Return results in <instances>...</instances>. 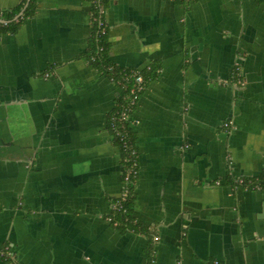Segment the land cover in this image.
Listing matches in <instances>:
<instances>
[{
  "label": "crops",
  "instance_id": "obj_1",
  "mask_svg": "<svg viewBox=\"0 0 264 264\" xmlns=\"http://www.w3.org/2000/svg\"><path fill=\"white\" fill-rule=\"evenodd\" d=\"M109 1L110 62L157 72L131 117L136 232L109 221L123 92L85 57L95 0H36L0 31V264H264V1Z\"/></svg>",
  "mask_w": 264,
  "mask_h": 264
},
{
  "label": "trees",
  "instance_id": "obj_2",
  "mask_svg": "<svg viewBox=\"0 0 264 264\" xmlns=\"http://www.w3.org/2000/svg\"><path fill=\"white\" fill-rule=\"evenodd\" d=\"M27 1L28 0H26V2ZM109 2V0H95L93 3L92 16L94 23L92 37L85 57L89 59L90 63L96 69H98L101 75L109 78L113 83L120 87L123 92V95L117 100L115 108L109 116V130L111 131L115 144L120 147L122 152V162L124 164L123 181L125 182L127 172L134 163L137 166L136 169L138 175L130 178V181L127 183L128 196L126 200H117L114 203V205L117 203L119 207L118 209H114V213L109 219L112 220L111 223L113 225L116 226L117 224L122 231L136 232L131 224L133 222L132 212L134 211L136 200L135 188L139 178V153L134 131L132 129L133 121L131 120V117L138 106V102L144 93L148 82L155 78L157 72L151 67L143 70L121 69L110 62L109 43L107 38L108 28L103 21L104 12L109 6ZM36 12V0H31L23 17L16 22L14 19L19 13H0V20L8 22L7 24L0 23V31L17 33L24 21L34 17ZM137 76L143 78V86L142 90L137 93V99L133 103L135 96L131 94V91L138 87L136 83ZM133 152H135V155H133ZM259 184L261 187H264V181ZM243 186H247V183L245 182ZM250 187H252V185Z\"/></svg>",
  "mask_w": 264,
  "mask_h": 264
},
{
  "label": "built area",
  "instance_id": "obj_3",
  "mask_svg": "<svg viewBox=\"0 0 264 264\" xmlns=\"http://www.w3.org/2000/svg\"><path fill=\"white\" fill-rule=\"evenodd\" d=\"M102 52V51H101ZM136 83L138 85L137 88H134L132 91H131V94L134 95V101L133 103L135 102V100L137 99V93L140 92L142 90V86H143V78L141 76H137L136 78ZM133 155H135V152H133ZM136 164L134 163L133 166L128 170L127 172V177H126V180L124 182V191H123V194L121 196V198L119 200H122V201H125L127 196H128V191H127V183L130 181V178L132 177H136L138 175V171L136 169ZM241 184H245V181H241ZM119 205L116 203L114 205V209H118ZM110 222H112L111 219H109ZM117 226V224H116ZM157 240V239H156Z\"/></svg>",
  "mask_w": 264,
  "mask_h": 264
},
{
  "label": "water",
  "instance_id": "obj_4",
  "mask_svg": "<svg viewBox=\"0 0 264 264\" xmlns=\"http://www.w3.org/2000/svg\"><path fill=\"white\" fill-rule=\"evenodd\" d=\"M31 0H29V2H30ZM1 22V21H0ZM4 23V22H3Z\"/></svg>",
  "mask_w": 264,
  "mask_h": 264
}]
</instances>
